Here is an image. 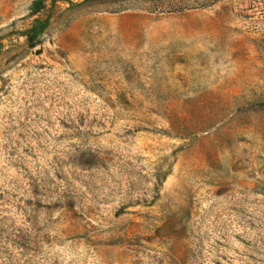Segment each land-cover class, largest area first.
<instances>
[{
  "label": "rangeland",
  "instance_id": "374dc122",
  "mask_svg": "<svg viewBox=\"0 0 264 264\" xmlns=\"http://www.w3.org/2000/svg\"><path fill=\"white\" fill-rule=\"evenodd\" d=\"M31 2L0 0V264H264V0Z\"/></svg>",
  "mask_w": 264,
  "mask_h": 264
},
{
  "label": "trees",
  "instance_id": "16d2710c",
  "mask_svg": "<svg viewBox=\"0 0 264 264\" xmlns=\"http://www.w3.org/2000/svg\"><path fill=\"white\" fill-rule=\"evenodd\" d=\"M43 3H44V0H32V2L30 4V12H31V14L37 13L42 8ZM29 39L32 40V37H29Z\"/></svg>",
  "mask_w": 264,
  "mask_h": 264
}]
</instances>
